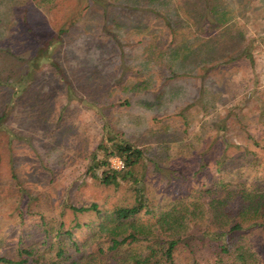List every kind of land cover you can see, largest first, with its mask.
Masks as SVG:
<instances>
[{
	"label": "rangeland",
	"instance_id": "1",
	"mask_svg": "<svg viewBox=\"0 0 264 264\" xmlns=\"http://www.w3.org/2000/svg\"><path fill=\"white\" fill-rule=\"evenodd\" d=\"M106 1L108 9L93 0H0V256L31 247L49 263L60 244L57 264L107 263L97 236L109 220L68 205L111 210L130 201L125 183L103 187L91 176L111 131L150 159V207H174L170 220L192 237L175 247L177 264H216L199 232L213 228L209 200L229 191L261 198L255 213H234L255 224L232 234L264 264V0ZM17 79L26 89L9 104ZM202 152L222 171L211 161L195 178ZM157 217L137 221L154 229ZM153 233L117 256L129 261L166 243L160 229ZM226 257L220 264H245Z\"/></svg>",
	"mask_w": 264,
	"mask_h": 264
},
{
	"label": "trees",
	"instance_id": "2",
	"mask_svg": "<svg viewBox=\"0 0 264 264\" xmlns=\"http://www.w3.org/2000/svg\"><path fill=\"white\" fill-rule=\"evenodd\" d=\"M94 3L99 4L102 8L108 9L109 3L106 0H93ZM201 17L205 23H208L206 31L213 29L215 25L214 22H210L208 15L206 18L204 15ZM44 52V51H43ZM44 56L39 57V60L35 59L33 63H38L44 60ZM13 86L14 96L9 102L13 104L14 100L19 97L20 93L25 91V86L23 82L18 79L13 81L11 84ZM18 96L16 97V94ZM196 142H203L201 134L195 133ZM196 148V146H195ZM97 149L101 152V157L94 154L91 164V176L96 178L103 187L112 186L114 189L121 187L124 183L127 185L129 190L130 201L117 205L111 210H104L99 207L95 202H91L88 205L75 206L69 204L68 207L74 212H86L94 211L96 215L104 217L111 223L110 226L104 225L101 231L98 233V245L102 242H106V247H99V252L108 253L109 260L106 264H177L174 260V250L175 247L181 242H189L192 237L186 234V227L182 224L176 223L170 220V217L174 211V207L163 210L162 212H156L154 208L150 207L149 203V193L145 191L146 176H147V162L150 161L146 157L144 151L139 147L133 145L129 141L125 140L122 135L107 131L105 143L101 142ZM203 160L201 161V156L197 160L195 153V178H200L204 174H208V167L210 162H215L217 166L215 171L221 172L223 165L218 162V158L215 156H206V152H202ZM118 157L123 162V167L121 169H115L111 167L110 158ZM216 160V161H215ZM99 170V173H97ZM161 176V174H160ZM159 176V177H160ZM173 177V176H172ZM214 176H211V179ZM216 192H223L220 187H216ZM224 189V188H223ZM215 192V191H214ZM251 192L237 191L231 193L230 191L222 196L215 194L208 202L206 212L211 218L212 229H204L199 232V242L204 247L208 245L211 251L216 253L218 260L216 264H220L224 261L226 256L231 259L233 256H237L240 263L254 264L255 259L253 256L249 255L247 250H243L239 243L240 235H234L232 233L244 231L247 227H251L252 223L248 226H243L240 220L235 219L237 215L235 212L241 214L249 212L251 210L253 213L256 212L258 205L262 203L261 198ZM250 200H249V199ZM197 207V206H196ZM199 210V209H198ZM200 211V210H199ZM201 212H204V210ZM144 216H158L156 222L153 225L155 228H150L149 225L141 224L137 220ZM105 222V224L109 225ZM64 223L60 222L59 228L55 234L56 238L60 237L62 232V227ZM85 225H89L85 223ZM75 226H80L77 223ZM160 229L161 236L165 237V244L162 246L152 245L145 255H133L130 257L129 261L126 259L122 260L117 256V250L119 247L131 244L133 242L139 241L142 237L147 238L150 235L157 236L153 233V230ZM45 238L48 230H44ZM168 233V234H166ZM64 235L70 240L72 246L76 251H80V246L76 240H72L74 232L71 229L66 230ZM103 239L102 241H100ZM233 245V250L229 246ZM65 250V245H57L56 256L57 260L54 262L45 263L44 255L36 252L37 250L31 247L18 248L17 258L12 259L4 256H0V264H57L58 260L63 256ZM233 255V256H232ZM92 257L91 254L85 256V258ZM89 262L87 261L86 264ZM233 264H236L235 262Z\"/></svg>",
	"mask_w": 264,
	"mask_h": 264
},
{
	"label": "built area",
	"instance_id": "3",
	"mask_svg": "<svg viewBox=\"0 0 264 264\" xmlns=\"http://www.w3.org/2000/svg\"><path fill=\"white\" fill-rule=\"evenodd\" d=\"M111 161L114 162V164L112 163L113 164V168L121 169L123 167V162H122L121 159L115 158V159H112Z\"/></svg>",
	"mask_w": 264,
	"mask_h": 264
}]
</instances>
